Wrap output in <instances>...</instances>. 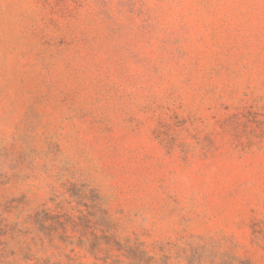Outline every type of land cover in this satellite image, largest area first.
<instances>
[{
  "label": "rangeland",
  "instance_id": "obj_1",
  "mask_svg": "<svg viewBox=\"0 0 264 264\" xmlns=\"http://www.w3.org/2000/svg\"><path fill=\"white\" fill-rule=\"evenodd\" d=\"M0 264H264V0H0Z\"/></svg>",
  "mask_w": 264,
  "mask_h": 264
}]
</instances>
